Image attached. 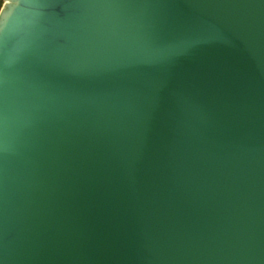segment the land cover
Masks as SVG:
<instances>
[{
    "label": "water",
    "instance_id": "water-1",
    "mask_svg": "<svg viewBox=\"0 0 264 264\" xmlns=\"http://www.w3.org/2000/svg\"><path fill=\"white\" fill-rule=\"evenodd\" d=\"M0 264H264V0H5Z\"/></svg>",
    "mask_w": 264,
    "mask_h": 264
},
{
    "label": "rangeland",
    "instance_id": "rangeland-1",
    "mask_svg": "<svg viewBox=\"0 0 264 264\" xmlns=\"http://www.w3.org/2000/svg\"><path fill=\"white\" fill-rule=\"evenodd\" d=\"M5 0H3V4H2V6L0 5V12H1V10H2V8H3V6H4V4H5Z\"/></svg>",
    "mask_w": 264,
    "mask_h": 264
},
{
    "label": "trees",
    "instance_id": "trees-1",
    "mask_svg": "<svg viewBox=\"0 0 264 264\" xmlns=\"http://www.w3.org/2000/svg\"><path fill=\"white\" fill-rule=\"evenodd\" d=\"M2 4H3V0H0V5L2 6Z\"/></svg>",
    "mask_w": 264,
    "mask_h": 264
}]
</instances>
